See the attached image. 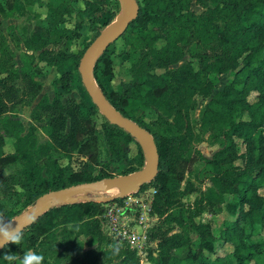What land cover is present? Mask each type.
I'll return each mask as SVG.
<instances>
[{
	"label": "trees",
	"instance_id": "trees-1",
	"mask_svg": "<svg viewBox=\"0 0 264 264\" xmlns=\"http://www.w3.org/2000/svg\"><path fill=\"white\" fill-rule=\"evenodd\" d=\"M6 2L8 14L13 13V1ZM137 2L138 14L127 28L143 27L150 21L166 30L155 33L148 27L149 29L136 34L137 39H131L136 45L140 42L150 45L149 49L156 55V59L145 66L142 72L134 68L130 79L121 81L117 88L108 90L103 78L112 73L110 63L112 58L109 57L110 47L113 45L111 42L98 57L93 72L96 82L112 105L146 127L153 134L158 148V171L154 178L147 182L154 188V212L170 216L183 228L161 237L154 253L156 264H264V236L260 235V230L264 227V195L258 191L264 185V149L260 134V129L264 127V0H220L217 3L220 12H233L235 22L232 25L225 22L217 28L202 20L201 15L190 10L188 3L183 0H160L158 3L137 0ZM23 3L27 6L38 4L45 8L43 17L45 29L41 32L39 29L41 26H38L34 31L22 33L24 35L21 39L12 35L14 40H18L28 49L21 53L22 63L19 67L14 60V48L7 43L6 36L0 33V73H3L10 82L6 89H0V122L7 130L12 128L15 132L16 151L6 154L0 144V169L2 165L15 161H19L23 166L18 178L0 171V190L3 193L12 191L13 183L17 181L23 193L33 200L49 189L98 179L103 175L94 176L93 172L87 170H74L70 161L58 164V160H52L56 163L48 167V174L44 176L34 162L23 159V142L26 146L28 141L20 135L21 122L5 115L8 100L13 101L17 97L18 89L13 80L21 78L23 86L26 87L25 91H38L42 86V81L38 77L44 74L43 67H37L39 64L54 67L58 74L57 80L60 79L61 83L68 82L67 85L62 84L68 89H71V78H74L73 84H79L86 97L81 99L83 102L76 103L74 101L77 100L70 97L74 104L73 112L68 113L73 129L63 132L59 127L56 128L61 122L51 110L47 117V136L53 144L68 154L72 149L65 148L64 144L74 141L73 149L76 148L78 153L95 159L96 130L88 116L98 109L90 100L80 74L78 72L72 74L66 66L72 64L77 67L82 52L93 39L77 50L71 49L70 45L77 36L78 29L86 26L90 30L96 29L97 34L105 24L97 23L96 13L106 9L110 3L117 6L118 0H107V5L96 0H82L81 5L78 3L77 6L72 0H23ZM26 11L28 14L31 12L29 9ZM31 15L39 16L38 12ZM239 25L238 40L234 32ZM23 30H27V26H22ZM160 35H164L166 41L173 44H178L192 35L198 44L206 48L214 45L228 48L233 43L229 51L233 52L235 61L223 66L220 59L210 62L209 56L205 55L201 58L196 71L187 62L171 67L170 64L175 63L179 55L171 53L164 58L160 57L163 49L162 46H155L157 40L154 39ZM238 65L239 69L233 70ZM224 68H230L232 76L222 88L212 92L214 84L208 81L206 76L211 71ZM251 89L257 90L252 99L247 95ZM196 94L209 97L200 110V130L208 131L219 146L210 157L202 156L206 158L205 174L208 176L209 184L194 196L192 210L189 208L187 213L186 209L183 210V218L186 217L183 221L171 213L170 209L175 197L185 191L188 192L190 188L184 187L182 190L174 191L168 184L171 180L182 179L197 160L198 152L193 154L190 152L188 138V135L193 133L190 113L195 108ZM70 99L66 103L70 102ZM132 103L135 104L129 107ZM83 107L87 108V112L81 110ZM139 108L158 110L159 123H165L171 133L164 135L163 130L160 132L158 127L152 128L143 120L142 114L140 117L133 116L135 110ZM75 111L81 112L80 116H77ZM164 116L171 119L166 120ZM105 128L108 131L107 136L111 137V143L114 128L119 126L107 120ZM123 131L127 138L135 141L128 132ZM235 136L242 137L245 146L248 147V150L242 153L244 163L240 166L231 162L234 158ZM112 147L118 151L115 144H112ZM249 147L252 150H249ZM255 148H258V151L254 152ZM97 150L98 148L96 152ZM118 161L121 162L119 159ZM142 163L143 156L140 164ZM222 206L235 218H225L223 220L225 227L220 229L216 237L229 242L232 250L224 255L211 257L206 251H213L215 237L210 233L209 223L195 222L191 216L201 215L205 208L217 212ZM100 208L101 202L92 199L63 202L50 207L22 229L23 239L19 245L6 244L0 248V264L5 262L3 259L5 254H13L15 250L22 253L29 250L36 252L44 256V264H96L99 253L107 258L112 254L123 257V264H139L134 248L119 246L115 242L110 248H105L110 239L106 238L99 227L97 214ZM0 216L5 220L9 219L6 208L1 203ZM59 226L67 229L69 226V232L75 235L91 236L89 241L97 242L96 247L86 250L84 256L79 259L77 256L66 255L65 251L59 250V244L55 239Z\"/></svg>",
	"mask_w": 264,
	"mask_h": 264
},
{
	"label": "rangeland",
	"instance_id": "rangeland-1",
	"mask_svg": "<svg viewBox=\"0 0 264 264\" xmlns=\"http://www.w3.org/2000/svg\"><path fill=\"white\" fill-rule=\"evenodd\" d=\"M159 1L160 0H151V2L154 3H158ZM183 1L188 3V8L190 10L196 14H200L201 19L213 27L217 28L219 25H222L225 22H228L232 25L235 22V14L233 12H220L219 5H217L220 0ZM4 2L5 0H0V9H3L1 3ZM72 2L75 6H77L78 3L81 5L82 0H72ZM105 5H107V3H105ZM107 6L106 9L96 13V21L98 24L107 25L115 18L116 14L121 9L119 0L117 6L114 5V3H110ZM15 7L16 9L14 8L13 13L9 15L8 11L5 9L0 11V33L6 36L7 43L10 44L12 48H14V60L17 67H19L22 63L21 53L28 49L21 42H18V40H14L12 35H15L18 39H21L26 32L29 33L31 30L34 31L38 29V26H41L39 29L41 32H43L45 29L43 20L45 8L38 4L27 6L21 2H17ZM28 9L31 11L29 14L27 11L25 12V10ZM33 12H38L39 16L31 15ZM22 26H27V30L22 31ZM148 27L152 28L155 33L166 32L165 28H161L159 24L149 21L146 22L143 27L127 28L117 39L113 41V45H111L109 51V57L111 56L110 58H112L110 61L112 73L103 78L106 89H115L119 86L121 81L130 79L134 68H137L136 70H138V72H142L145 66H148L154 62L156 55L150 51V45H145L141 42L139 45H136L131 42V39H137L136 34L139 31L147 30L149 29ZM239 27L240 25L234 32L238 40ZM96 31V29L90 30L86 26L80 27L77 31V36L73 39L70 45V48L77 50L83 47L95 36ZM22 33L24 34L22 35ZM157 37L154 38L157 40L155 42V46H162L163 49V51L160 52V57L164 58L171 53H176L179 55L178 60L175 63L170 64L171 67L179 65L183 62H187L190 66H192V69L196 71L199 67L201 58L205 57V55L209 56L210 62L220 59L223 63V66H227L230 63L232 64L235 61L233 52L229 51L233 43L228 48L222 47L221 45H214L206 48L198 44L197 39L192 35H189L184 41L179 42L178 44L167 42L164 35H160L159 38ZM230 38L233 41V36ZM56 48L57 47H55V49ZM157 58H159V55ZM37 67H43L44 71V74L38 77L42 81L41 88L34 92H32L33 90H31V92L25 91L26 87L23 86V80L21 78H16L13 80V83L18 89V98L16 97L13 101L8 100V109L5 112V115L15 118L21 122V127L19 126L20 135L23 136L24 140L27 139L28 141V145L26 146L23 142V159L34 162L39 167L41 173L44 176H47L48 174V167H51V164L56 163L52 160H58V164H66L68 161H70V164L74 170H87L93 172L94 176L103 175V177L113 174L126 173L128 170L138 169L144 164V155H142L143 152H141L140 145L136 140L134 141L131 138H127L123 131L124 129L122 130L121 127L114 128V136H112L113 141L110 143L111 137L107 136L108 131H106L105 128V125H107V119L99 112V110L89 114L88 116L91 125L96 130L95 137L97 138L96 141L98 150L96 152L97 148L94 149L95 153H97V157L95 159L92 160L85 154L78 153L75 147V149H73L74 141H71L67 144L65 141H63L65 142V148L72 149L70 150V154L58 147L56 144H53L52 140L48 139L46 132L48 125V114L51 110H53L54 114L60 119L61 125L60 123L57 124L56 128L59 127L63 132L71 131L73 126H71V117L68 111L73 112L72 104L74 103L70 97L76 99L77 101H74L76 103L80 102L83 97H86V94L84 91H82V87L79 84H73L75 80L74 78H71V89H68L67 87L63 86L64 84L67 85L68 82L61 83L60 79L59 81L57 80L58 74L54 67L44 64H39ZM236 67H234L233 70L239 69L240 65ZM66 69L72 71V74L75 72L79 73L78 66L75 67L72 64H68ZM228 69H216L208 73L206 79L210 82H213L214 84L212 92L222 88L229 78H231L232 72L231 69ZM9 83L10 82L5 78V75L0 73V89H6ZM256 94L257 90L251 89L247 95L248 98L252 99ZM194 98L195 108L191 110L190 113L191 119L193 121V133L192 135H188V138L190 139V152L192 154L198 152L196 153L197 160L192 165L191 170L184 174L182 179L171 180L168 184L169 188L174 191L182 190L184 187L190 188V190H187L188 192L185 191L184 193L175 197L170 209L171 213H174L183 221L186 218H183V210L186 209V213L189 208L192 210V200L194 196L209 184L208 176L205 174L206 158L202 156L210 157L214 150L219 146L217 142L213 141L208 131L200 130V110L205 102H207L209 97H203L199 94H196ZM68 99H70V102L66 103ZM134 104L135 103H132L129 107H132ZM47 105H49V107H46ZM81 110L87 112L86 107H83ZM140 110L141 108L135 110L133 116L140 117V114H142L143 120L146 123H149L152 128L157 129L158 127L160 132L163 130L164 135L171 133L165 123H159L160 118L157 119V114L159 113L158 110L155 108H145L144 110ZM74 113H76L77 116H80L81 114V112L78 111H75ZM164 118H166V120L171 119L170 117L165 116ZM260 132L261 145L264 149V127L260 129ZM14 140L15 132L12 130V128L7 130L0 122V144L4 153L10 154L16 152ZM234 142V158L231 159V162L236 166H240L244 163V157L242 156V153H245L246 150H248V147L245 146L244 141L240 136H235ZM112 144H115V148H118V151L112 147ZM45 148L47 150H45ZM249 150H252L251 147H249ZM256 151H258V148L254 149V152ZM69 156L70 160H68ZM142 156L143 163L141 165L140 163ZM118 159L121 160V162L118 161ZM22 167L23 166L19 161H15L13 163L2 165L0 171L3 174H10L13 175V177L18 178V175L22 172ZM13 188L14 189L12 191L5 193L0 190V203L6 208L7 216L9 218L21 210L26 209L35 200L29 199L23 193V189L17 181L13 183ZM116 191L117 189L115 188L109 189L106 194L114 193ZM258 191L261 195H264V185L261 186ZM87 194L89 193H84L83 195ZM90 195L92 196V200L101 202V208L97 214V216H99V227L106 238L110 239L108 246L105 248H110L112 246L111 244L114 242L119 246L134 248L136 250V259H138L139 264H156L154 253L161 237L164 234H169L183 228L175 219H172L170 216H167L166 214L158 215L156 212H154V188L147 182L144 183L143 187L138 191L127 193L126 195L111 201H101L98 200L97 195ZM80 200H85V198H80ZM59 203L60 202L56 204ZM124 207L130 208V210H125L124 212L119 213V208L122 209ZM109 212L117 216H128L127 218H131L130 224L132 225V228L134 227V229L138 230L136 233L139 234V237L131 243L132 247H130L126 241H123L110 234V227H107V222L104 219L105 216H109ZM137 218L141 219L135 221L134 219ZM225 218H235V216L231 215V212L224 206H222V209L217 212L210 211L205 208L201 215L191 216V219L195 222L202 221L209 223L210 233L215 237L213 251H206V253L210 254L211 257H215L216 255H224L232 250V245L229 242L223 241L216 237L219 234L220 229L225 227L223 222ZM260 235L264 236V227L260 230ZM254 238L255 236L253 239ZM55 239L59 244V250L65 251L66 255L68 256H77L78 259L84 256L86 250L95 248L97 244V242L91 243L89 241V239H91V236L89 235H75L70 233L69 226L68 229L67 227L64 228L59 226ZM13 253L16 254L17 258L23 255L20 250H15ZM98 255L99 256L97 258L96 264H123V257H116L112 254L110 258H107V256H103L100 253ZM2 264H7V262L5 261Z\"/></svg>",
	"mask_w": 264,
	"mask_h": 264
},
{
	"label": "water",
	"instance_id": "water-1",
	"mask_svg": "<svg viewBox=\"0 0 264 264\" xmlns=\"http://www.w3.org/2000/svg\"><path fill=\"white\" fill-rule=\"evenodd\" d=\"M120 11L115 18L105 25L90 41L82 52L78 71L81 82L99 112L112 124H115L128 132L140 145L144 155V164L127 173L113 174L94 180H88L49 189L38 195L33 203L21 210L6 221L24 229L38 218L43 212L56 203H72L80 198L92 199L93 195L98 200L111 201L130 192L138 191L142 185L154 178L158 171L159 152L153 134L136 120L121 113L108 100L94 77V66L98 57L107 46L117 39L134 20L138 14L139 4L137 0H119ZM117 189L116 192L106 194L109 189ZM84 193H89L83 195ZM2 248V247H0Z\"/></svg>",
	"mask_w": 264,
	"mask_h": 264
},
{
	"label": "clouds",
	"instance_id": "clouds-1",
	"mask_svg": "<svg viewBox=\"0 0 264 264\" xmlns=\"http://www.w3.org/2000/svg\"><path fill=\"white\" fill-rule=\"evenodd\" d=\"M22 239V229L0 216V247L6 244L19 245ZM3 259L7 264H44V256L32 251L24 252L19 258H17L15 253L5 254Z\"/></svg>",
	"mask_w": 264,
	"mask_h": 264
},
{
	"label": "built area",
	"instance_id": "built-area-1",
	"mask_svg": "<svg viewBox=\"0 0 264 264\" xmlns=\"http://www.w3.org/2000/svg\"><path fill=\"white\" fill-rule=\"evenodd\" d=\"M125 210H130V208H119V213H122ZM108 215L109 216H105L104 219L107 222V227H110V234L126 241V243L132 247L131 243L139 237V234L136 233L138 230L134 229V227L132 228V225L130 224L131 218H127L128 216H117L111 212H109ZM140 219L141 218H137L134 220L138 221Z\"/></svg>",
	"mask_w": 264,
	"mask_h": 264
},
{
	"label": "crops",
	"instance_id": "crops-1",
	"mask_svg": "<svg viewBox=\"0 0 264 264\" xmlns=\"http://www.w3.org/2000/svg\"><path fill=\"white\" fill-rule=\"evenodd\" d=\"M13 1V3H12V5L14 6V8L16 9V7H15V5H16V3L17 2H21V3H23V0L21 1V0H12ZM96 1H98V2H100V3H102V4H105L106 2H107V0H96ZM1 5H2V7H3V9H0V11H2V10H7V7H6V0H5V2L4 3H1ZM6 7V8H5ZM9 15V14H8Z\"/></svg>",
	"mask_w": 264,
	"mask_h": 264
}]
</instances>
